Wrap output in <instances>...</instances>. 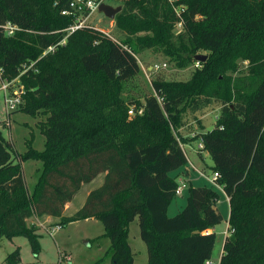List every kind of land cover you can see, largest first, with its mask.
Instances as JSON below:
<instances>
[{"label":"trees","instance_id":"obj_1","mask_svg":"<svg viewBox=\"0 0 264 264\" xmlns=\"http://www.w3.org/2000/svg\"><path fill=\"white\" fill-rule=\"evenodd\" d=\"M68 3L0 0L2 78L22 87L17 111L44 117L43 148L29 144L15 157L0 123V234H24L36 252L31 216H51L58 226L96 218L110 241V264H133L128 228L137 216L145 264H208L215 239L208 230L223 218L219 191L189 185L182 210L168 216L167 208L179 183L171 172L187 163L172 128L183 112L215 104L214 127L200 136L228 197L218 264H264V0H119L113 20L121 44L90 23L57 44L74 21L61 14ZM7 23L16 26L10 35ZM122 45L134 54L162 51L178 67L194 63L198 50L207 57L189 79H154L148 94L129 98L124 84L140 67ZM237 59L248 60V73L231 79L226 71ZM27 160L41 163L30 192L21 166ZM99 174L102 183L64 214L81 185ZM18 258L15 249L6 261Z\"/></svg>","mask_w":264,"mask_h":264},{"label":"rangeland","instance_id":"obj_2","mask_svg":"<svg viewBox=\"0 0 264 264\" xmlns=\"http://www.w3.org/2000/svg\"><path fill=\"white\" fill-rule=\"evenodd\" d=\"M105 2L117 6L119 0H105ZM88 22L96 29L106 31L119 40L124 36L115 27L114 20L105 17L99 11L94 12ZM180 31L181 25L176 23L173 32L178 33ZM198 54L206 55L207 52L198 50ZM137 57L144 68H140L139 74L124 84L123 95L129 98H142L143 95L148 94L151 91V81L154 79L185 81L190 78L194 68L200 66L195 60L194 63H189L185 67H178L170 56L151 48L137 53ZM163 63L166 64L164 68L157 71L152 69L154 64L161 65ZM248 63L247 59H237L236 69L234 71L228 70L226 74L231 79L246 75L248 73ZM12 82V87H21L15 79ZM218 112L219 107L215 104L194 113L185 111L179 118L177 128H172L190 160L188 159L187 163L181 168L172 171L171 175L175 176L181 170L187 168L192 180L190 182L186 180L181 194L174 195L167 208L168 216H173L182 210L186 203L189 185H210L204 176L199 175L198 171H203L206 175L211 176L212 159L204 148L200 152H197L196 149L198 144L201 143L200 134L214 127ZM128 116L131 118L133 114L129 115L128 113ZM43 119L42 115L31 117L17 110L8 113L4 105L3 92L0 90L1 130L4 138L10 144L9 150L13 157L26 151L29 144L37 150L43 148L44 135L40 132L38 125ZM189 162L195 169L190 166ZM21 166L25 186L27 191L30 192L40 174L41 163L37 160H27L21 162ZM102 179L103 174H99L89 183L82 184L72 201L68 202L66 209L65 205L67 203L64 205V214H72L77 210L84 203L86 195L102 183ZM218 191L217 206L223 218L213 227L215 239L208 264H218L225 231L227 230L228 200L221 190ZM56 220V218L46 220L44 216H31L26 220L28 225L37 227L38 248L36 252L32 251L30 240L26 235L18 234L8 237L0 234V264H8L6 257L9 253H13L15 249H17L19 258L11 264H110V241L102 235L104 229L98 219H79L65 225H57L58 228L50 234L45 227L56 226L53 224ZM128 243L133 253V264H145L147 250L145 243L140 238L137 216L129 224Z\"/></svg>","mask_w":264,"mask_h":264},{"label":"built area","instance_id":"obj_3","mask_svg":"<svg viewBox=\"0 0 264 264\" xmlns=\"http://www.w3.org/2000/svg\"><path fill=\"white\" fill-rule=\"evenodd\" d=\"M100 2H105V0H69V5L67 9H63L61 10V14L63 15H73L74 16V21L72 24H70L68 27H66L63 31L65 32L63 38L57 43V44H63L67 38L68 35H70L72 32H74L77 29H80L82 27H84L85 25L89 24V18L91 17V15L98 11V5ZM106 3V2H105ZM178 14V9L174 8ZM178 25H181V22H178ZM16 29V26H13L9 23L4 25V30L5 33L7 35H10L13 33V31ZM102 31V30H101ZM102 33L105 36L110 37L113 41H115L118 44H121L120 40L117 38H114L112 35H110L108 32L106 31H102ZM51 45L49 47H47V49H45L43 51V55L46 54L47 52L53 51L56 47V45ZM123 48L125 50H127L129 53H131L137 60L139 67L140 68H144L142 63L139 61L137 54H134L129 47H127L126 45H122ZM166 66L165 63L159 65V64H154L153 65V70L157 71L159 69H162ZM0 79H1V85H0V90H2L3 92V100H4V105L6 110L8 111H14L18 108V106L21 104L22 100H21V93H22V87H12L13 82L12 81H5L2 78V69L0 68ZM138 112H141V110H139ZM129 115H131L133 112L132 110H128ZM182 147V146H181ZM203 143H202V139H201V143L198 144L196 151L200 152L203 149ZM183 149V148H182ZM184 150V149H183ZM185 153V151H184ZM186 155V153H185ZM187 157V156H186ZM188 161V158H187ZM190 166H192L194 169L195 167L189 162ZM197 170V169H196ZM199 175L204 176L209 184L214 187L217 190H222V186L220 184L217 183V178L219 177V174L217 172H212L211 176L206 175L203 171H198ZM178 186L175 189V194H181L184 186H185V181H183L182 179L178 180ZM224 193V192H223ZM226 196V195H225ZM226 199L228 200V197L226 196ZM47 229V231L52 234V232L58 228V226H52V227H45ZM225 235L228 233V229L225 231ZM208 263V261H207Z\"/></svg>","mask_w":264,"mask_h":264},{"label":"water","instance_id":"obj_4","mask_svg":"<svg viewBox=\"0 0 264 264\" xmlns=\"http://www.w3.org/2000/svg\"><path fill=\"white\" fill-rule=\"evenodd\" d=\"M120 10H121V5L113 6L105 2H100L98 5V11L109 19H114L115 14H117ZM194 59L199 63L206 59V55L196 54L194 55Z\"/></svg>","mask_w":264,"mask_h":264},{"label":"crops","instance_id":"obj_5","mask_svg":"<svg viewBox=\"0 0 264 264\" xmlns=\"http://www.w3.org/2000/svg\"><path fill=\"white\" fill-rule=\"evenodd\" d=\"M188 158V157H187ZM189 159V158H188ZM190 160V159H189ZM175 176H177V180L182 179L183 181L186 182V180H189V182L192 180V178L190 177L191 175L189 174L188 169H184L181 170L178 174H176ZM68 207V203L65 205V209ZM44 219L46 220H51L53 219V217L51 216H44ZM54 222V221H53ZM213 229H209L208 231H211Z\"/></svg>","mask_w":264,"mask_h":264}]
</instances>
